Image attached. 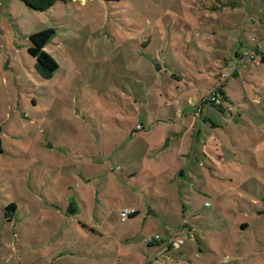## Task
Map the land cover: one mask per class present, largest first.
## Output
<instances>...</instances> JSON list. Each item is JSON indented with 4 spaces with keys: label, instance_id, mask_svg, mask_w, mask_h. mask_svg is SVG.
<instances>
[{
    "label": "rangeland",
    "instance_id": "1",
    "mask_svg": "<svg viewBox=\"0 0 264 264\" xmlns=\"http://www.w3.org/2000/svg\"><path fill=\"white\" fill-rule=\"evenodd\" d=\"M262 52L264 0H0V264H264Z\"/></svg>",
    "mask_w": 264,
    "mask_h": 264
},
{
    "label": "trees",
    "instance_id": "2",
    "mask_svg": "<svg viewBox=\"0 0 264 264\" xmlns=\"http://www.w3.org/2000/svg\"><path fill=\"white\" fill-rule=\"evenodd\" d=\"M61 1L62 0H24L25 4L29 8L39 12H46L52 9L53 7H55L57 3ZM55 35H56L55 29L47 28L41 32H36L29 36V40L31 43V47L29 48V54L34 59V68L36 72L44 80H51L60 69L58 62L46 51L47 46L52 42ZM261 55L262 58L260 63L261 65H264V53L262 52ZM225 77L226 75L221 76V78L223 79H226ZM223 88H224L223 84L220 87L216 88L214 92L211 94V96L207 100H205L203 105L209 104L219 111H224L223 103L224 102L227 103L229 99L224 93ZM219 95L221 96V98H219ZM15 210H16V206L14 205L7 206V208H5V212L8 215L7 214L5 215V219L9 220V214L13 213ZM262 213L264 214V210ZM136 215H138L137 212H135L133 215H130L129 218H132ZM189 232H191V229H189ZM185 235H186L185 239L188 240L189 238L187 232L185 233ZM158 237H159L158 239H155L153 237L152 242H148L147 240H145V242L148 245H152L154 242L156 243L163 242L167 251L173 250L175 248V246L170 242L171 240H173V238L170 237L168 240L164 241L161 239L160 236Z\"/></svg>",
    "mask_w": 264,
    "mask_h": 264
},
{
    "label": "crops",
    "instance_id": "3",
    "mask_svg": "<svg viewBox=\"0 0 264 264\" xmlns=\"http://www.w3.org/2000/svg\"><path fill=\"white\" fill-rule=\"evenodd\" d=\"M196 118H197L196 116L195 117L193 116V118H191L190 124H188L187 127H186V131H185L186 132L185 133L186 134V138L183 137L185 139L184 146L187 145V140L189 141V139H191V143H193V139L195 138V136H194V129H195V126L198 124ZM169 122H173V121L172 120H169ZM174 122H175V120H174ZM193 136H194V138H193ZM16 211H17V208H16V210L14 212H16ZM14 212L9 216V222H11L10 218L12 216H14ZM184 233H186V232H184Z\"/></svg>",
    "mask_w": 264,
    "mask_h": 264
},
{
    "label": "built area",
    "instance_id": "4",
    "mask_svg": "<svg viewBox=\"0 0 264 264\" xmlns=\"http://www.w3.org/2000/svg\"><path fill=\"white\" fill-rule=\"evenodd\" d=\"M230 72L234 73V72H235V68H234V69H231ZM135 212H136V211L133 210V209L123 211V212L121 213L122 220H123V221L127 220V219L130 217V215H133ZM154 238H155V239H158L159 237L157 236V237H154ZM146 240H147L148 242H152L153 237L147 238ZM170 242H171V244H173L175 247H180V245H182V243L184 242V240H183V239H179V240H175V239H173V240H171Z\"/></svg>",
    "mask_w": 264,
    "mask_h": 264
},
{
    "label": "water",
    "instance_id": "5",
    "mask_svg": "<svg viewBox=\"0 0 264 264\" xmlns=\"http://www.w3.org/2000/svg\"><path fill=\"white\" fill-rule=\"evenodd\" d=\"M70 213H72V212L70 211Z\"/></svg>",
    "mask_w": 264,
    "mask_h": 264
}]
</instances>
